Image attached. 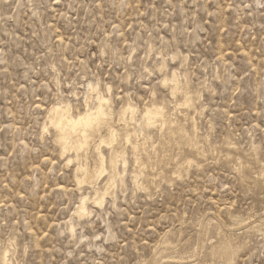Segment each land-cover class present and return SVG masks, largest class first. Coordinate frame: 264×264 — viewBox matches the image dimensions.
I'll list each match as a JSON object with an SVG mask.
<instances>
[{
	"label": "rangeland",
	"instance_id": "374dc122",
	"mask_svg": "<svg viewBox=\"0 0 264 264\" xmlns=\"http://www.w3.org/2000/svg\"><path fill=\"white\" fill-rule=\"evenodd\" d=\"M89 84L105 120L64 152L49 111L93 106ZM4 252L264 264V0H0Z\"/></svg>",
	"mask_w": 264,
	"mask_h": 264
},
{
	"label": "bare ground",
	"instance_id": "6f19581e",
	"mask_svg": "<svg viewBox=\"0 0 264 264\" xmlns=\"http://www.w3.org/2000/svg\"><path fill=\"white\" fill-rule=\"evenodd\" d=\"M94 88L95 87H92L91 84L88 85V89L91 92L92 91H93V93L96 92L95 93V101H94L95 104L91 107L84 104L85 108H84L82 113L78 112V114L76 113L77 114L76 116H73L71 114L70 106L67 104H62V103L53 105L49 111V113H50L49 125L54 129V131H56L57 137L59 138V141H60L61 146H62V150L64 152H68L69 150H71L75 147L73 145L74 142L73 143L71 142V140L74 138H75L74 141H75V143L79 149H83L84 147H86L87 146V138H88L87 134H86L87 130L92 129L95 126H98L99 124L103 123L105 120L104 110L106 108L104 107V105H107L109 103V99L102 96L100 94V92L99 91L97 92L96 88L95 89ZM125 112L126 113H132L131 108L129 106H127L125 108ZM158 115H160V114H158ZM144 116L147 120L148 125L151 123V121L153 119L157 118V114H153L150 110H146ZM108 133H110V139H109V142L107 144L109 146H111L113 144V142L115 141L116 133L114 130H111L110 132L108 131ZM70 135L72 138L69 137ZM100 144H106V142H104V140H103V141H101ZM97 150H98V147H97ZM100 159H101L100 173H99V175L95 176L96 178H99V176H101L103 173L105 174L107 172V170L104 166V159L101 155H100ZM114 161H116V160H114ZM111 162H113V161H111ZM109 169H110V172H115L116 165L114 163H112L110 165ZM85 177H83V178H85ZM87 180H89V178H87ZM108 182H109V184H113L112 179H109ZM109 184H107V185H109ZM104 189H105L104 191H106L107 187ZM100 194H103V193H100ZM95 195H96V193H95ZM96 196H98V195H96ZM100 196H101L100 198H102V195H100ZM100 198L97 200L101 201ZM83 205L84 204L81 205L82 206L80 208L81 210H84ZM5 260H6V255L4 252L3 255L0 256V264H5L6 263Z\"/></svg>",
	"mask_w": 264,
	"mask_h": 264
}]
</instances>
